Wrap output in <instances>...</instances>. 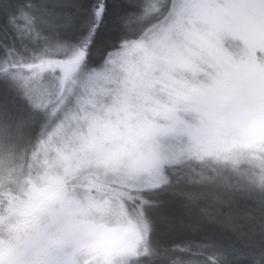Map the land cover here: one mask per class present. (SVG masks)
Instances as JSON below:
<instances>
[{"label": "snow or ice", "instance_id": "6c2138e0", "mask_svg": "<svg viewBox=\"0 0 264 264\" xmlns=\"http://www.w3.org/2000/svg\"><path fill=\"white\" fill-rule=\"evenodd\" d=\"M0 264H264V0H0Z\"/></svg>", "mask_w": 264, "mask_h": 264}]
</instances>
